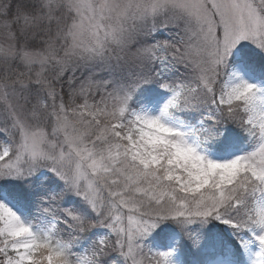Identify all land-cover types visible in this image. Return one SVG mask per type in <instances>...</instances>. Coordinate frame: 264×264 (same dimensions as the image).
I'll use <instances>...</instances> for the list:
<instances>
[{"label":"snow or ice","instance_id":"obj_1","mask_svg":"<svg viewBox=\"0 0 264 264\" xmlns=\"http://www.w3.org/2000/svg\"><path fill=\"white\" fill-rule=\"evenodd\" d=\"M0 264H264V0H0Z\"/></svg>","mask_w":264,"mask_h":264},{"label":"rangeland","instance_id":"obj_2","mask_svg":"<svg viewBox=\"0 0 264 264\" xmlns=\"http://www.w3.org/2000/svg\"><path fill=\"white\" fill-rule=\"evenodd\" d=\"M176 32H177V29H175V28H173V27L165 28L164 31H162V30L160 29V30H158V31L155 33V35H154L153 37H150L149 39H166V40H172V39L175 37ZM75 72H76V71H75ZM77 73H78V72H77ZM87 76H88V73H84V75H83V73H82V75L79 73V76H78L77 78L74 77L73 80H74L75 83H76V82H79L80 80L86 78ZM78 78H79L80 80H77ZM97 78H101V75H98ZM76 84H78V83H76ZM67 91H68V87H67V85H66V86L63 87V92L65 93V99H66V100L68 99V97H67V95H66ZM99 95H100V93H97V94H96V98H97V99L99 98ZM231 126H232V125H230V127H231ZM185 243H187V242L185 241ZM184 259H189V257H184Z\"/></svg>","mask_w":264,"mask_h":264},{"label":"trees","instance_id":"obj_3","mask_svg":"<svg viewBox=\"0 0 264 264\" xmlns=\"http://www.w3.org/2000/svg\"><path fill=\"white\" fill-rule=\"evenodd\" d=\"M161 30H162V29H161ZM77 70H78V69H77ZM77 70H76L74 76L72 75L71 72L67 73V74H66V77H65V80H67V79H72V80H73L74 77L77 76ZM82 70H83V68H81V72H82ZM84 71L87 72L85 69H84ZM100 74H101V75H104L105 77L108 76L106 71H103V72H101ZM178 77H180V76H178ZM181 77L183 78V77H186V76L183 75V74L181 73ZM66 85H67V84L64 83V86H66ZM64 86H63V87H64ZM113 258H115V253H113L111 256L108 257L109 260H111V259H113Z\"/></svg>","mask_w":264,"mask_h":264}]
</instances>
